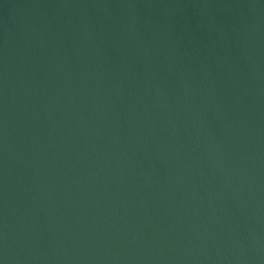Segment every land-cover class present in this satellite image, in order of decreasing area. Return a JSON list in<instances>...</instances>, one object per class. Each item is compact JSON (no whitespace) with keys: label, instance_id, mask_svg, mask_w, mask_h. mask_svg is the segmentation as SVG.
<instances>
[{"label":"water","instance_id":"95a60500","mask_svg":"<svg viewBox=\"0 0 264 264\" xmlns=\"http://www.w3.org/2000/svg\"><path fill=\"white\" fill-rule=\"evenodd\" d=\"M0 264H264V0H0Z\"/></svg>","mask_w":264,"mask_h":264}]
</instances>
